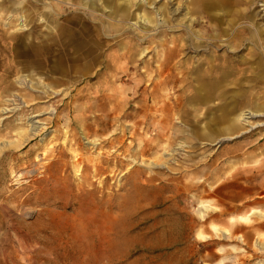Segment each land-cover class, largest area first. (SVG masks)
I'll list each match as a JSON object with an SVG mask.
<instances>
[{
  "label": "rangeland",
  "instance_id": "374dc122",
  "mask_svg": "<svg viewBox=\"0 0 264 264\" xmlns=\"http://www.w3.org/2000/svg\"><path fill=\"white\" fill-rule=\"evenodd\" d=\"M59 1L0 0V264H264V0Z\"/></svg>",
  "mask_w": 264,
  "mask_h": 264
},
{
  "label": "crops",
  "instance_id": "0c3cea01",
  "mask_svg": "<svg viewBox=\"0 0 264 264\" xmlns=\"http://www.w3.org/2000/svg\"><path fill=\"white\" fill-rule=\"evenodd\" d=\"M68 1H70L71 3H76V0H68ZM81 1L82 0H77V3H80ZM27 3H28V0H26V5H25L26 10L29 7L27 5ZM63 3H64V0H63ZM53 10H54L55 15H59V12L62 11L61 0L59 2H57L56 4H54ZM24 13H26V12L24 11ZM72 14H73V16H72L70 22L68 23L69 24L68 34L65 36H62L61 33L59 31H57L53 35V37L55 39L54 45L58 46L62 50V55H61L60 61L62 63H65V64L71 63L73 65L76 62V61L74 62V59L76 57V52H74V50L75 51L78 50L79 51L78 53H80L81 49H82V52L79 55V57H81L80 62L81 63H84V62L89 63V62H87V60L90 61V54H91L90 49H91L92 38H93V40H96L97 36L101 39H102V37L106 38L105 35L107 33H112V32L118 33L119 30L122 29V25H120V23L118 24V22H114L113 25H111V23H110L107 25V27H104L101 24L102 21H100V19L98 20L94 17L92 18L91 12L89 10H86V11L83 10L82 12H77V13L72 12ZM26 17L28 18L29 16L26 15ZM24 18H25V16H24ZM39 20H40V22L42 21V19H39ZM92 22H93V26H92ZM115 26H117V27H115ZM91 27H92L93 31L96 32V35L93 37L90 34V32L92 31ZM98 40H100V39H98ZM76 47H78V48L76 49ZM81 54H82V56H81ZM58 57H59V55H58ZM54 58H56V57L54 56ZM72 67H70L66 70L67 71L71 70ZM140 83L141 82L138 80V78L131 77L130 84L133 85V88H139L141 86ZM188 107L191 108L192 110H194L195 114H194L193 118H194V122H197V117L200 116L199 113L197 112L198 108H200V109H201V107L205 108L206 104L194 103V104H189ZM210 118L207 121H205L204 124L205 123H211V122H209ZM191 129L193 130L191 132L192 136H195L196 138L199 139V137H198L199 135L197 136V134H196V131H198L202 136L206 137L205 139L207 140V142L214 141L213 139L215 136L213 137L214 134L211 131V129L209 128L208 124H206V128H200L198 124H195L194 127H192ZM201 140H202V138H201Z\"/></svg>",
  "mask_w": 264,
  "mask_h": 264
},
{
  "label": "bare ground",
  "instance_id": "6f19581e",
  "mask_svg": "<svg viewBox=\"0 0 264 264\" xmlns=\"http://www.w3.org/2000/svg\"><path fill=\"white\" fill-rule=\"evenodd\" d=\"M245 0H235L234 2L236 3V4H238V3H242V2H244ZM227 3H229L230 4V2L229 1H227ZM210 5V4H209ZM212 6V5H211ZM221 9V8H220ZM129 10V6L128 7H125V11H128ZM128 13H125L124 15H127ZM123 15V16H124ZM115 27H117V26H115ZM219 32V31H218ZM223 32H226V31H223ZM246 32H248V30H246ZM259 31H256V34H258L259 35V33H258ZM217 34V33H216ZM231 39V38H230ZM185 45V44H184ZM261 69V68H260ZM256 78V77H255ZM230 85V84H229ZM249 87V86H248ZM199 91V90H198ZM202 92V91H201ZM205 93H203L202 92V96H204L205 97ZM252 95V94H251ZM251 95H249V96H247V101L245 102V106H249L250 108H252L254 111H259L260 110V108H264V107H260V103H261V100L259 101V103H257V104H255V105H253L254 104V101H253V99H254V95H252V97H251ZM207 97V96H206ZM255 99H257V100H259V98H255ZM201 104V103H200ZM253 105V106H252ZM242 115L241 114H238L237 116H235V118H228V117H217V121L219 122V123H221L222 124V126H224V128L220 131V132H217V135L219 134L220 136H225V137H230L231 138V136H235V134H237L238 133V131L241 129V122H240V117H241ZM215 120V121H216ZM202 130V129H201ZM206 133V132H205ZM204 134V133H203ZM218 139V138H217ZM221 139V138H220Z\"/></svg>",
  "mask_w": 264,
  "mask_h": 264
}]
</instances>
